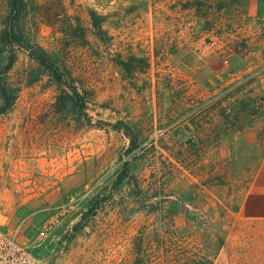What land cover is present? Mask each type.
<instances>
[{
    "label": "rangeland",
    "instance_id": "obj_1",
    "mask_svg": "<svg viewBox=\"0 0 264 264\" xmlns=\"http://www.w3.org/2000/svg\"><path fill=\"white\" fill-rule=\"evenodd\" d=\"M10 5L0 0V38ZM14 28L79 92L0 42V71L15 55L2 81L18 89L0 115V226L39 264H147L168 232L180 248L222 236L214 264H264V225L241 224L257 209L263 113L217 143L194 137L209 124L192 109L246 80L264 97V0H27Z\"/></svg>",
    "mask_w": 264,
    "mask_h": 264
},
{
    "label": "trees",
    "instance_id": "obj_2",
    "mask_svg": "<svg viewBox=\"0 0 264 264\" xmlns=\"http://www.w3.org/2000/svg\"><path fill=\"white\" fill-rule=\"evenodd\" d=\"M27 0H11L10 13L8 19V29L1 35L0 42L6 47H12L15 45L25 49L28 54L43 67L48 69L54 79L68 87L71 97H78V88L71 84L66 83L65 79L68 77L65 75L64 70L53 61L46 51L36 44H32L29 39H23L19 34L15 32L14 26L17 24L22 12L25 10ZM92 26L96 31V37L104 39L106 31L103 30L98 15L92 14ZM130 62V63H129ZM15 63V55L9 57L8 64L0 71V115L10 111L15 104L18 89L13 88L5 79V75L12 69ZM119 66H127L131 69V60L123 62L117 61ZM250 81H242L233 87L226 88L218 95H215L211 99H205L204 96L199 97L196 100V105L192 108L198 114L200 121H204L205 124H209V127H198L195 131V138L205 136L211 138L213 141L219 142V139L226 136L241 135L251 128L250 116H253L255 110L260 109L264 118V97H252L251 91L247 90V86ZM235 101L232 100L235 98ZM238 96V97H237ZM232 99V100H231ZM264 122V121H263ZM115 130L123 131L121 127H115ZM127 135L130 133L127 129H124ZM262 137H264V124L261 128ZM132 140L130 150L137 148V145ZM128 176V173L125 172ZM145 234V233H144ZM144 234L140 236V244L143 248L145 242ZM174 233L168 232L167 237L161 242L160 248L165 250L163 257H156L152 255L147 261V264H214V261L224 245V239L222 236L215 235V240L210 247L205 249L193 247L190 243L180 239L175 240Z\"/></svg>",
    "mask_w": 264,
    "mask_h": 264
},
{
    "label": "built area",
    "instance_id": "obj_3",
    "mask_svg": "<svg viewBox=\"0 0 264 264\" xmlns=\"http://www.w3.org/2000/svg\"><path fill=\"white\" fill-rule=\"evenodd\" d=\"M0 264H39L29 246L0 226Z\"/></svg>",
    "mask_w": 264,
    "mask_h": 264
},
{
    "label": "crops",
    "instance_id": "obj_4",
    "mask_svg": "<svg viewBox=\"0 0 264 264\" xmlns=\"http://www.w3.org/2000/svg\"><path fill=\"white\" fill-rule=\"evenodd\" d=\"M243 138L248 140L249 145H255L258 142V136L254 131H251L248 135L245 134ZM258 164L259 166L252 180L249 197V200L256 204L257 209L254 214L250 213L245 217L249 226H252L253 219H256L257 223L264 225V156H262Z\"/></svg>",
    "mask_w": 264,
    "mask_h": 264
},
{
    "label": "water",
    "instance_id": "obj_5",
    "mask_svg": "<svg viewBox=\"0 0 264 264\" xmlns=\"http://www.w3.org/2000/svg\"><path fill=\"white\" fill-rule=\"evenodd\" d=\"M241 224H247V220H242Z\"/></svg>",
    "mask_w": 264,
    "mask_h": 264
}]
</instances>
